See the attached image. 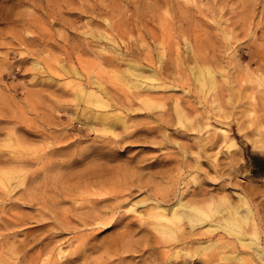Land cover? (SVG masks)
<instances>
[{"label":"rangeland","instance_id":"obj_1","mask_svg":"<svg viewBox=\"0 0 264 264\" xmlns=\"http://www.w3.org/2000/svg\"><path fill=\"white\" fill-rule=\"evenodd\" d=\"M263 140L264 0H0V264H240Z\"/></svg>","mask_w":264,"mask_h":264},{"label":"bare ground","instance_id":"obj_2","mask_svg":"<svg viewBox=\"0 0 264 264\" xmlns=\"http://www.w3.org/2000/svg\"><path fill=\"white\" fill-rule=\"evenodd\" d=\"M131 64V63H130ZM139 67V65H138ZM143 69V67H140ZM139 68V69H140ZM138 69V68H137ZM203 69V68H202ZM209 70V69H208ZM141 71V70H140ZM211 71V70H210ZM155 72V71H154ZM209 72V71H208ZM140 73V72H139ZM210 73V72H209ZM144 75V74H143ZM157 73H153L151 75L148 76L149 79H156L157 77ZM214 76V75H213ZM212 78V77H211ZM138 79H140L138 77ZM147 79V77H146ZM137 80V79H136ZM141 80V79H140ZM200 80L202 82H204V78L203 75L200 78ZM206 80V79H205ZM214 80V79H213ZM143 81V80H141ZM135 82H138L135 81ZM146 82V81H145ZM149 82V81H148ZM147 83V82H146ZM213 83V82H211ZM144 84V83H141ZM140 85V84H139ZM214 85V83H213ZM212 86V85H211ZM214 87V86H213ZM212 88V87H210ZM90 94V93H89ZM93 94V93H92ZM88 95V94H87ZM96 96V95H94ZM84 97V95H83ZM103 111V110H102ZM108 111V110H107ZM100 113H102L101 111H99ZM110 112V110L108 111ZM99 113V114H100ZM116 113V112H114ZM114 113L110 112L108 114H104L103 118L104 119H109V118H113L114 117ZM98 114V115H99ZM117 116V115H116ZM99 118V117H98ZM97 119V118H96ZM112 127V126H111ZM112 129V128H111ZM264 141V140H263ZM263 141H261L262 143H264ZM264 147V146H263ZM10 178V177H9ZM4 180V179H3ZM2 180V181H3ZM7 181V180H6ZM3 183H6L5 181ZM6 185V184H5ZM10 186V185H9ZM8 187V186H7ZM242 200V202H244V204L246 205L245 209H240L237 206L234 205H230L228 206L230 211L227 210L228 216H227V221H228V225L224 226L223 228L229 233V234H235L237 240L239 241V246H241V251L239 252V254L236 256L237 260L239 261L240 264H257L258 260L263 261L261 264H264V252H263V248L258 244L255 245L253 244V242L251 240H248L249 236L251 237H256L257 240H259V235L257 232L258 230H256V228H254L253 233H251L250 235L246 232V230L244 229V227L246 225H248L250 223V219H251V215H253L252 209L249 206V204L247 203V201L244 199V197L240 198ZM249 202V201H248ZM181 203V202H180ZM185 203V202H184ZM218 204V203H217ZM216 204V205H217ZM220 204V203H219ZM174 205V204H173ZM243 205V204H242ZM185 206V204L181 203L180 205ZM179 206V207H180ZM221 206V205H220ZM159 207V206H158ZM158 207L156 209H158ZM173 207V206H172ZM190 212L184 211L185 207L183 210L177 209L174 210V212L171 213V215L169 216L168 214H166V212L168 211H161L159 214H157L155 217V219L157 220V223H153V226L155 225L156 229L163 234L170 232L172 236H175V229L172 227V224H178L180 221H182L184 218L188 219V221L191 223V225H193L192 227H194L195 225H199L204 223L207 219L211 218L213 213H211V211H213L214 213H216V215L219 213H221L222 208H220L219 206H215L216 209L214 210L211 205H209L207 208L200 206V205H191L190 206ZM242 207V206H241ZM160 208V207H159ZM183 208V207H182ZM228 209V208H227ZM153 210V209H152ZM155 210V209H154ZM161 210V209H160ZM245 211V212H243ZM169 213V212H168ZM153 214V213H152ZM170 214V213H169ZM150 216V215H149ZM154 216V215H153ZM253 218V217H252ZM154 219V218H153ZM155 220V221H156ZM225 221V220H224ZM181 223V222H180ZM179 223V224H180ZM217 223V222H216ZM259 223V222H258ZM178 224V225H179ZM154 227V229H155ZM182 230V229H181ZM213 229H211L212 231ZM157 231V232H158ZM158 232V233H159ZM249 235V236H248ZM248 237V238H247ZM255 238V239H256ZM253 239V238H252ZM254 239V240H255ZM256 240V241H257ZM260 241L256 242L259 243Z\"/></svg>","mask_w":264,"mask_h":264}]
</instances>
